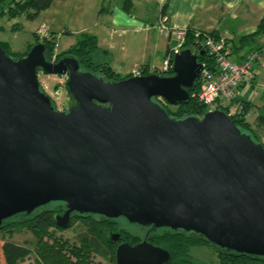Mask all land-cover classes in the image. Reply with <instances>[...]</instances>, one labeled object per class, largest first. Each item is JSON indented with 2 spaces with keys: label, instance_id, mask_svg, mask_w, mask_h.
<instances>
[{
  "label": "water",
  "instance_id": "95a60500",
  "mask_svg": "<svg viewBox=\"0 0 264 264\" xmlns=\"http://www.w3.org/2000/svg\"><path fill=\"white\" fill-rule=\"evenodd\" d=\"M170 59L171 75L106 82L78 61L45 58L37 43L14 60L0 48V230L52 204L74 215L193 234L237 255L264 259V146L221 110L173 119L154 99L187 105L204 66L198 48ZM66 76L76 107L56 110L39 73ZM116 245L115 264H168L143 240Z\"/></svg>",
  "mask_w": 264,
  "mask_h": 264
},
{
  "label": "trees",
  "instance_id": "16d2710c",
  "mask_svg": "<svg viewBox=\"0 0 264 264\" xmlns=\"http://www.w3.org/2000/svg\"><path fill=\"white\" fill-rule=\"evenodd\" d=\"M53 1L54 0H0V17H7L12 20L25 16L27 20H34L42 12L48 10ZM165 9V7L162 9V13L165 12ZM187 33L181 50L190 48L194 54L198 55V52L194 49L193 34L191 31H187ZM262 34H264V17L261 19L254 34L244 36L240 39L239 42L241 47L249 45L251 41ZM55 41L56 36L51 32L49 39L40 40L34 36V42L28 44L25 51L21 53L12 52L10 45L2 41H0V48L9 57L16 60L28 53L32 46L41 42L45 45V58L48 61H51L56 45ZM99 54L102 55L103 53L98 47L97 38L94 35L83 33L80 35V38L75 45L70 46L66 51L58 53L55 59L57 62L63 57L74 58L80 64L81 71L89 72L106 82H118L132 77L131 74L120 76L113 72L109 66L108 58L104 56L102 59H99ZM166 58H173L172 50L167 51ZM198 60L205 66V69L210 71L215 70L216 64L214 58L208 53H205L202 56L199 55ZM138 68L141 76L150 74L162 76L171 75L170 68L165 73H160L157 69L150 71L146 67ZM201 90L202 81L200 78L189 94L190 101L187 105L169 106L160 99H154V101L159 103L173 119H182L190 116L201 118L207 112L206 107L198 101V95ZM234 102L240 103L242 111L240 114L230 116L231 120L243 133L250 135L255 142L261 143L256 135L253 134L250 125L246 121L247 115L250 112V104L248 102L240 101L238 98H236ZM224 112L227 113V110H224ZM259 120L264 123V109H259ZM262 145L264 146V144ZM64 211L65 207L63 204H52L35 211L27 218L17 216L7 220L3 224L0 232L13 226L24 228L32 234L34 241L32 243V249L9 240L3 241L0 244V252L4 264H19L32 253L35 255L36 264H100L92 259V255H99L103 258L109 257L110 261L115 264L114 255L116 245H112L107 241L105 232L110 230L114 233V226L118 225V220H105L102 217L93 215H74L70 227L74 221H80L84 227V232L79 236V244L76 245L69 243L68 240L63 239L62 237L56 236L52 231L53 229L59 231L66 230L58 228L54 220L56 213L62 215ZM18 221L20 223H16ZM116 233H119L121 236L120 243H128L134 246L141 242L140 239L136 237L130 238L129 236L124 235L121 230ZM147 237L146 241L150 244L163 248L170 253L171 261L168 264H201L190 257V251L192 248L205 245L214 248L217 258L219 259V264H264L263 258L237 255L220 250L193 234L162 230L150 232Z\"/></svg>",
  "mask_w": 264,
  "mask_h": 264
},
{
  "label": "crops",
  "instance_id": "0c3cea01",
  "mask_svg": "<svg viewBox=\"0 0 264 264\" xmlns=\"http://www.w3.org/2000/svg\"><path fill=\"white\" fill-rule=\"evenodd\" d=\"M98 1L101 10L87 21L90 30L84 28L82 31H88L97 38L103 53L98 58H108L110 68L120 76L130 75L137 67L159 70L167 51L174 49V42L179 43L175 33L183 30L224 37L231 45L232 57L237 62H242L248 53L256 52L258 60L253 66V77L241 84L237 98L250 104L246 121L251 129L254 124L261 123L259 109H264V34L243 47L239 41L256 32L264 17V0ZM164 7L166 9L162 13ZM164 25L168 31L161 28ZM0 41L8 43L12 49L10 42Z\"/></svg>",
  "mask_w": 264,
  "mask_h": 264
},
{
  "label": "rangeland",
  "instance_id": "374dc122",
  "mask_svg": "<svg viewBox=\"0 0 264 264\" xmlns=\"http://www.w3.org/2000/svg\"><path fill=\"white\" fill-rule=\"evenodd\" d=\"M83 4H85L84 9ZM100 10L101 6L99 7L98 0H55L48 11L42 12L34 20H27L25 16H21L12 19L15 20L13 23V21L7 17H0V39L10 42L12 45V52L16 51L21 53L25 51L28 44L34 42V36L42 40L38 37L37 31L41 26L46 24L50 32L52 30L56 36V45L51 57L55 58L58 53L66 51L70 46L75 45L81 33L83 34L84 32L89 34L88 31L82 30L84 28H90L88 27L89 24H87V21L93 19L96 16L95 12L98 13ZM63 27L65 29H63ZM34 29L35 31L33 33ZM173 45L175 48L177 44L174 42ZM54 62H56V59ZM38 79L41 91L50 97L56 110L66 112L68 109L76 107L74 100L67 94L65 85L61 87L58 84V78L56 76H48L40 72ZM56 89H58V92L54 93ZM252 132L259 141L264 144V123L254 124ZM16 223L20 222L18 221ZM117 224L118 225L114 226V233L121 230L124 235L130 238L136 237L140 239L141 242L148 238L147 236L150 232H153L151 228L133 227L120 220H118ZM83 228L80 221H74L72 226L65 231H59L57 229H53L52 231L56 236L68 240L71 244L78 245L79 236L84 232ZM7 240L32 249L34 238L26 229L13 226L0 232V244ZM190 257L201 264H219V259L217 258L214 248L207 245L192 248ZM92 259L100 264H114L110 261L109 257L103 258L99 255H92ZM0 264H4L1 252ZM19 264H36L35 255L32 253Z\"/></svg>",
  "mask_w": 264,
  "mask_h": 264
},
{
  "label": "built area",
  "instance_id": "2783aa9c",
  "mask_svg": "<svg viewBox=\"0 0 264 264\" xmlns=\"http://www.w3.org/2000/svg\"><path fill=\"white\" fill-rule=\"evenodd\" d=\"M163 30L168 31L169 29L164 25L161 27ZM50 29L43 25L37 31V35L41 39L50 38ZM187 31H178L175 33L178 45L172 50V55L176 54L181 50L182 44L184 43ZM194 49L198 52V48L202 51H207L209 55L214 58L215 70L210 71L205 69L201 74L202 90L198 95V101L203 104L207 112L214 110H227V115L233 116L240 114L242 107L240 103H235L234 100L237 98V93L241 84L253 77L254 63L258 60V54L256 52L248 53L242 62H237L232 57V47L226 41L224 37L216 36L210 33L201 31H193ZM55 58H52L50 62H54ZM170 58H166L163 62L162 67L159 69L160 72H167L171 69L169 63ZM133 76H141L140 70L137 67L131 73ZM58 78V84L62 87L66 85V76H56ZM58 89L54 93H57Z\"/></svg>",
  "mask_w": 264,
  "mask_h": 264
},
{
  "label": "flooded vegetation",
  "instance_id": "af4514ba",
  "mask_svg": "<svg viewBox=\"0 0 264 264\" xmlns=\"http://www.w3.org/2000/svg\"><path fill=\"white\" fill-rule=\"evenodd\" d=\"M55 215H61V214L56 213Z\"/></svg>",
  "mask_w": 264,
  "mask_h": 264
}]
</instances>
